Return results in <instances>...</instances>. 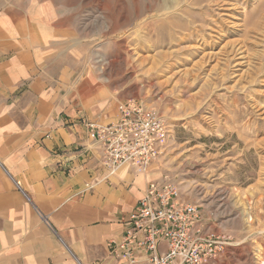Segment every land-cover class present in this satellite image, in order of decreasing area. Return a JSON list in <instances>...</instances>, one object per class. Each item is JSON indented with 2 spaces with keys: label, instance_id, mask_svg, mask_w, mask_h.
Returning a JSON list of instances; mask_svg holds the SVG:
<instances>
[{
  "label": "rangeland",
  "instance_id": "374dc122",
  "mask_svg": "<svg viewBox=\"0 0 264 264\" xmlns=\"http://www.w3.org/2000/svg\"><path fill=\"white\" fill-rule=\"evenodd\" d=\"M56 2L93 78L166 120L158 171L226 243L211 264H264V0Z\"/></svg>",
  "mask_w": 264,
  "mask_h": 264
},
{
  "label": "crops",
  "instance_id": "0c3cea01",
  "mask_svg": "<svg viewBox=\"0 0 264 264\" xmlns=\"http://www.w3.org/2000/svg\"><path fill=\"white\" fill-rule=\"evenodd\" d=\"M59 8L0 0V264H125L114 250L159 162L104 166L89 124L125 102L73 52Z\"/></svg>",
  "mask_w": 264,
  "mask_h": 264
},
{
  "label": "built area",
  "instance_id": "2783aa9c",
  "mask_svg": "<svg viewBox=\"0 0 264 264\" xmlns=\"http://www.w3.org/2000/svg\"><path fill=\"white\" fill-rule=\"evenodd\" d=\"M89 128L111 175L124 166L149 173L161 160L170 136L166 120L136 100L120 106L115 123L89 124ZM225 246L220 236L206 230L201 209L183 202L176 184L163 175L149 183L114 252L119 248L118 256L125 264H141L142 260L147 264H207L222 254Z\"/></svg>",
  "mask_w": 264,
  "mask_h": 264
}]
</instances>
